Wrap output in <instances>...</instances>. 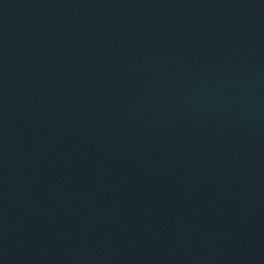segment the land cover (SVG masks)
I'll return each instance as SVG.
<instances>
[{
	"label": "water",
	"instance_id": "95a60500",
	"mask_svg": "<svg viewBox=\"0 0 264 264\" xmlns=\"http://www.w3.org/2000/svg\"><path fill=\"white\" fill-rule=\"evenodd\" d=\"M0 264H264V0H0Z\"/></svg>",
	"mask_w": 264,
	"mask_h": 264
}]
</instances>
